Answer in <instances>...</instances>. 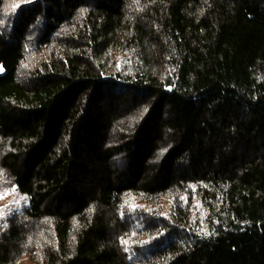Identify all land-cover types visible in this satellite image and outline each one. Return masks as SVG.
Returning <instances> with one entry per match:
<instances>
[{
	"label": "trees",
	"instance_id": "16d2710c",
	"mask_svg": "<svg viewBox=\"0 0 264 264\" xmlns=\"http://www.w3.org/2000/svg\"><path fill=\"white\" fill-rule=\"evenodd\" d=\"M0 65V264H264V0H0Z\"/></svg>",
	"mask_w": 264,
	"mask_h": 264
},
{
	"label": "rangeland",
	"instance_id": "374dc122",
	"mask_svg": "<svg viewBox=\"0 0 264 264\" xmlns=\"http://www.w3.org/2000/svg\"><path fill=\"white\" fill-rule=\"evenodd\" d=\"M4 72V68L0 65V73ZM200 192L206 198L216 197L218 198L221 209H225L233 218L238 219L235 214L234 209L227 203L224 202L221 197L215 195L214 188L209 185H205L200 189ZM28 196L25 193L18 191L16 188L12 189L8 194L0 198V222L4 221L12 211L22 208L26 203H28ZM221 229V226H218ZM15 264H35L28 256L23 257L21 260Z\"/></svg>",
	"mask_w": 264,
	"mask_h": 264
}]
</instances>
